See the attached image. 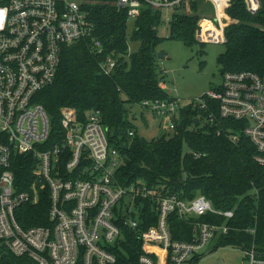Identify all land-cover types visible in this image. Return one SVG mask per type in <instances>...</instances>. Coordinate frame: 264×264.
Returning <instances> with one entry per match:
<instances>
[{"label":"built area","instance_id":"2783aa9c","mask_svg":"<svg viewBox=\"0 0 264 264\" xmlns=\"http://www.w3.org/2000/svg\"><path fill=\"white\" fill-rule=\"evenodd\" d=\"M211 16H197L196 41L224 45L225 29L233 22L227 11L237 0H206ZM184 0H114L129 19L145 9L177 10ZM250 12L259 0H244ZM89 0H0V264L8 257L31 264H117L111 251L122 240V228L139 230L143 253L138 264H198L202 251L231 231L234 211H217L204 196L183 200L147 183L124 185L118 178L121 152L115 148L101 112L85 121L74 111H62L64 136L52 142L51 119L37 96L55 84L64 48L92 39V51L104 48L93 35ZM119 56L100 63L103 76L111 77ZM205 124H216L237 144L246 137L255 146V161L264 167V74L227 72L222 84L192 102ZM180 102L145 101L140 106L164 122L180 111ZM199 119L202 116H198ZM166 123V122H165ZM239 125L233 129V125ZM226 124H229L226 126ZM134 137V132L129 133ZM21 155L37 162V182L19 191L13 164ZM48 191V226L24 228L20 209L36 206ZM140 200H148L157 223L141 231ZM185 222L208 214L223 216L222 225L197 222L191 241L174 240L170 218ZM255 236V229L247 230ZM246 264H264V252L253 245L242 248Z\"/></svg>","mask_w":264,"mask_h":264},{"label":"trees","instance_id":"16d2710c","mask_svg":"<svg viewBox=\"0 0 264 264\" xmlns=\"http://www.w3.org/2000/svg\"><path fill=\"white\" fill-rule=\"evenodd\" d=\"M89 2L92 4L88 10L96 27L93 37L105 52L94 54L92 39L64 48L55 84L37 96L51 119L52 142L57 144L64 136L63 110L74 111L80 121H85L93 111L101 112L109 138L121 152L118 178L122 184L147 183L188 201L204 196L217 211L235 212L229 222L232 229L228 236L221 237L217 248L255 245L264 252V167L255 161L257 150L249 139L241 137L234 144L224 133L217 135L219 127L205 124L202 112L197 111L193 103L180 109L178 118L172 119L174 135L170 138L163 136L152 141L140 138L137 127L130 120L132 110L145 101H176L167 92L166 70L157 52L163 41L157 33L163 11L147 8L136 20L133 40L139 41L141 48L130 55L128 14L120 11L114 0ZM204 4L211 8L209 15L212 14V7L206 0H184L178 10L186 8L193 14L188 11L174 13L170 22L172 40L182 41L189 48L196 44L197 15L204 14L200 12ZM227 14L233 22L225 29V51L218 57L222 75L244 71L264 74V0H259V8L254 13L247 9L244 0H237ZM113 54L119 56L117 70L111 77L103 76L100 63ZM236 124L232 128L238 131ZM130 132L135 136L131 138ZM184 143L189 145L190 155L183 154ZM13 168L19 191L30 190L37 182V162L33 156H18ZM47 193L46 190L41 193L40 204L20 209L18 222L22 227L50 224ZM139 206L142 208L140 230L156 225L157 214L150 201L140 200ZM225 220L223 216L208 214L199 220L185 222L173 214L171 233L174 240L191 241L197 222L222 225ZM252 229L256 231L255 236L246 232ZM122 233V240L111 249L117 255V264H138L143 253V244L138 238L140 231L122 228ZM6 264L31 263L8 257Z\"/></svg>","mask_w":264,"mask_h":264},{"label":"rangeland","instance_id":"374dc122","mask_svg":"<svg viewBox=\"0 0 264 264\" xmlns=\"http://www.w3.org/2000/svg\"><path fill=\"white\" fill-rule=\"evenodd\" d=\"M203 5V2H200ZM207 4V3H206ZM208 5V4H207ZM209 6V5H208ZM204 4L200 12L202 16H211V8ZM188 11L164 9L162 22L157 29L158 36L163 40L157 48V52L166 55L165 59H159L161 66L166 70V89L172 98L179 100L180 109H186L194 100L202 97L208 91L219 87L223 82L222 69L218 64V57L224 53V45L196 44L189 48L182 41L172 40L170 35V22L174 13ZM191 13L192 12H187ZM200 16V15H197ZM136 28V20L128 21L129 53L135 54L141 48L139 41L133 40ZM178 113L175 116L178 118ZM155 119L154 115L136 106L132 110L130 120L137 127L138 135L148 141L159 139L163 136L170 138L174 135L173 119ZM134 119V120H133ZM161 124V126H159ZM183 154L190 155L191 149L187 143L183 145ZM219 239H215L202 251V257L198 264H246L244 251L238 247H220Z\"/></svg>","mask_w":264,"mask_h":264},{"label":"water","instance_id":"95a60500","mask_svg":"<svg viewBox=\"0 0 264 264\" xmlns=\"http://www.w3.org/2000/svg\"><path fill=\"white\" fill-rule=\"evenodd\" d=\"M166 55L159 53V59H165Z\"/></svg>","mask_w":264,"mask_h":264},{"label":"bare ground","instance_id":"6f19581e","mask_svg":"<svg viewBox=\"0 0 264 264\" xmlns=\"http://www.w3.org/2000/svg\"><path fill=\"white\" fill-rule=\"evenodd\" d=\"M178 10V9H177ZM177 10H175V11H177Z\"/></svg>","mask_w":264,"mask_h":264},{"label":"crops","instance_id":"0c3cea01","mask_svg":"<svg viewBox=\"0 0 264 264\" xmlns=\"http://www.w3.org/2000/svg\"><path fill=\"white\" fill-rule=\"evenodd\" d=\"M166 123H167V121H166Z\"/></svg>","mask_w":264,"mask_h":264}]
</instances>
